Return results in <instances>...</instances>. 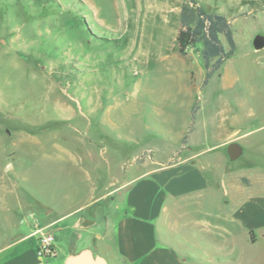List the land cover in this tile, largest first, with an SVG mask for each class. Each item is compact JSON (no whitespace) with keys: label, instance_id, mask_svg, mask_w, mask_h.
Masks as SVG:
<instances>
[{"label":"rangeland","instance_id":"374dc122","mask_svg":"<svg viewBox=\"0 0 264 264\" xmlns=\"http://www.w3.org/2000/svg\"><path fill=\"white\" fill-rule=\"evenodd\" d=\"M184 1L0 0L1 257L36 250L33 233L46 209L71 210L98 195L83 218L92 233L85 244L114 264L111 223L122 192L113 191L155 148L180 143L191 108H198L194 138L204 129L210 136L196 150L234 130L257 131L241 142L237 160L217 147L196 162L220 204L224 171L264 172V47L252 45L264 36V0H195L226 17L236 45L205 86L201 45L177 52ZM184 143L178 155H186ZM214 204L205 210L216 214ZM221 211L219 230L203 228L201 212L189 209L160 233L185 264H264L261 232L252 244L230 222L229 206ZM63 224L50 228L56 247Z\"/></svg>","mask_w":264,"mask_h":264},{"label":"crops","instance_id":"0c3cea01","mask_svg":"<svg viewBox=\"0 0 264 264\" xmlns=\"http://www.w3.org/2000/svg\"><path fill=\"white\" fill-rule=\"evenodd\" d=\"M203 80L201 86H203ZM197 111L198 108L192 114L191 108L190 128L184 132L176 147L163 143L155 148L152 158L148 157L137 166L135 165L133 169L128 170L121 184L114 189L115 193L122 192V199L116 206L117 215L111 223L110 246L113 251L112 257L114 256L112 263L185 264L187 260L172 242L168 241L167 233L165 231L160 233V229L164 224L166 228H169L167 225L169 219H174L179 212L185 210L187 212L189 209L201 212L199 222L203 228L219 230L221 226L217 221L225 220L224 212L221 210H225L228 205L230 222L247 232L252 244L258 240L256 232H261L260 237L264 238L262 233L264 231V172L248 176L236 175L235 170L224 171L223 179L228 185L225 186L223 193L226 200H222L220 204L221 201L215 197L216 191L209 187L208 174L201 172L196 166L200 156L217 147L226 148L230 143H237L242 148L243 154L241 142L257 131L234 130L230 134L218 137L217 144L199 151L196 149L200 148L210 136L207 129H204L203 133L206 136L204 134L200 139L194 138ZM182 141H185L186 155L184 156L178 155L176 151L182 146ZM226 156L228 157L227 153ZM92 197L93 193H90L87 198ZM95 198L85 200L79 207L71 210L59 213H55L53 209L44 211L42 227H47L50 231V228L56 224L64 223L59 229L63 233L60 241L62 245L55 246L57 255L54 260L40 259L36 255V250L33 249H20L10 256H0V264H55L56 262L64 264L68 256L90 250L85 243L91 239L92 233L88 226L84 225L83 218L88 206L99 201L98 195ZM213 204L217 207L216 214L205 210ZM210 217L214 218L215 224L210 223ZM37 222L40 224L39 221ZM35 237L37 248V236ZM17 244L20 243H14L12 246L19 247ZM106 263L109 264L107 259Z\"/></svg>","mask_w":264,"mask_h":264},{"label":"trees","instance_id":"16d2710c","mask_svg":"<svg viewBox=\"0 0 264 264\" xmlns=\"http://www.w3.org/2000/svg\"><path fill=\"white\" fill-rule=\"evenodd\" d=\"M221 37L227 43V50ZM175 42L177 52L183 56L188 55L197 44L201 45L200 58L205 69L203 86L236 49L233 31L226 17L206 12L195 0H185L181 5ZM194 112L195 108L192 114Z\"/></svg>","mask_w":264,"mask_h":264},{"label":"water","instance_id":"95a60500","mask_svg":"<svg viewBox=\"0 0 264 264\" xmlns=\"http://www.w3.org/2000/svg\"><path fill=\"white\" fill-rule=\"evenodd\" d=\"M253 48L259 50L264 47V36L257 35L252 41ZM226 153L231 161L238 159L242 154V148L237 143H230L226 147ZM64 264H107L101 256H94L90 250H83L66 258Z\"/></svg>","mask_w":264,"mask_h":264},{"label":"built area","instance_id":"2783aa9c","mask_svg":"<svg viewBox=\"0 0 264 264\" xmlns=\"http://www.w3.org/2000/svg\"><path fill=\"white\" fill-rule=\"evenodd\" d=\"M33 235L37 236L36 255L40 259L56 257L55 237L47 227L37 228Z\"/></svg>","mask_w":264,"mask_h":264}]
</instances>
